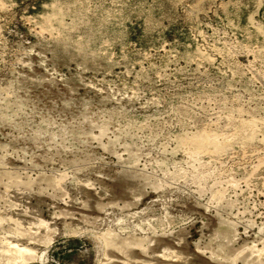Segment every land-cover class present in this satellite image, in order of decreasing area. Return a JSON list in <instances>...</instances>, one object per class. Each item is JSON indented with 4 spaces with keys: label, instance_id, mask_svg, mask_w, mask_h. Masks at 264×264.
Segmentation results:
<instances>
[{
    "label": "rangeland",
    "instance_id": "obj_1",
    "mask_svg": "<svg viewBox=\"0 0 264 264\" xmlns=\"http://www.w3.org/2000/svg\"><path fill=\"white\" fill-rule=\"evenodd\" d=\"M0 264H264V0H0Z\"/></svg>",
    "mask_w": 264,
    "mask_h": 264
}]
</instances>
